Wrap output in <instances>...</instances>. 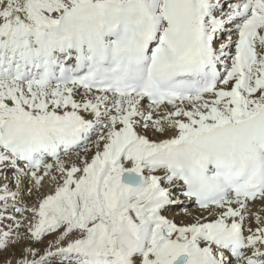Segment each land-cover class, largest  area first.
I'll use <instances>...</instances> for the list:
<instances>
[{
    "label": "snow or ice",
    "instance_id": "obj_1",
    "mask_svg": "<svg viewBox=\"0 0 264 264\" xmlns=\"http://www.w3.org/2000/svg\"><path fill=\"white\" fill-rule=\"evenodd\" d=\"M0 257L264 264V0H0Z\"/></svg>",
    "mask_w": 264,
    "mask_h": 264
},
{
    "label": "bare ground",
    "instance_id": "obj_2",
    "mask_svg": "<svg viewBox=\"0 0 264 264\" xmlns=\"http://www.w3.org/2000/svg\"><path fill=\"white\" fill-rule=\"evenodd\" d=\"M229 63H230V61H229ZM11 187H12V190L13 191H15V186H14V184L13 185H10ZM29 187H30V185H29ZM51 191V188H50V186H45V188L44 189H42V191H41V193L40 194H32V195H29L27 192H25L24 194H23V196H24V199H23V201L21 202V204L19 205V206H21V207H23V206H25V205H27V206H31V205H33L34 203H36L37 202V196L38 195H43V194H47V193H49ZM11 214H13V215H15L16 217H17V219H21L22 218V216L23 215H31L30 213H11Z\"/></svg>",
    "mask_w": 264,
    "mask_h": 264
},
{
    "label": "rangeland",
    "instance_id": "obj_3",
    "mask_svg": "<svg viewBox=\"0 0 264 264\" xmlns=\"http://www.w3.org/2000/svg\"><path fill=\"white\" fill-rule=\"evenodd\" d=\"M0 259H2V257H0Z\"/></svg>",
    "mask_w": 264,
    "mask_h": 264
}]
</instances>
